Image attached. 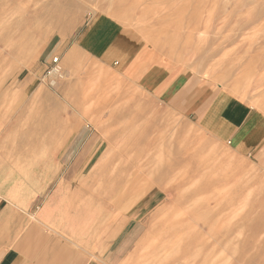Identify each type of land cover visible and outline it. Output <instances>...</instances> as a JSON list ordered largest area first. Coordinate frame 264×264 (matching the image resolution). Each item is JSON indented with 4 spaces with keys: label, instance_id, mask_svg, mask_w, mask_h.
I'll list each match as a JSON object with an SVG mask.
<instances>
[{
    "label": "rangeland",
    "instance_id": "obj_1",
    "mask_svg": "<svg viewBox=\"0 0 264 264\" xmlns=\"http://www.w3.org/2000/svg\"><path fill=\"white\" fill-rule=\"evenodd\" d=\"M102 19L134 37L139 67L169 73L159 91L75 46ZM174 81L263 127L264 0H0V182L112 264H264V151L176 110L162 98ZM139 183L158 189L121 198Z\"/></svg>",
    "mask_w": 264,
    "mask_h": 264
},
{
    "label": "crops",
    "instance_id": "obj_2",
    "mask_svg": "<svg viewBox=\"0 0 264 264\" xmlns=\"http://www.w3.org/2000/svg\"><path fill=\"white\" fill-rule=\"evenodd\" d=\"M125 35L114 31L110 21L96 20L79 36L75 46L100 64L116 63L122 74L137 75L142 90L159 91L160 78L169 73L159 66L139 67L140 52L136 41L132 35ZM178 84L174 81L162 93L163 99L177 106L176 110L193 113L202 121L214 119L220 134L226 136L231 148L242 155L264 151V126H261L259 113L245 103L225 100L220 93L208 95L206 89L197 91L188 86L182 89ZM85 181L83 179V183L88 184ZM22 193L23 200H20V193L14 190L10 180L0 182V264H112L104 255L96 258L65 237L63 230L54 226L57 225L55 209L49 202L27 204V192Z\"/></svg>",
    "mask_w": 264,
    "mask_h": 264
},
{
    "label": "bare ground",
    "instance_id": "obj_3",
    "mask_svg": "<svg viewBox=\"0 0 264 264\" xmlns=\"http://www.w3.org/2000/svg\"><path fill=\"white\" fill-rule=\"evenodd\" d=\"M115 24V23H114ZM99 28V27H98ZM97 32V31H96ZM90 91V90H89ZM96 95V94H95ZM90 96V94H86L85 95V97L83 96V98L82 99H86V97H89ZM97 100H99V99H97ZM102 100V99H101ZM96 101V100H95ZM95 104V103H94ZM93 110V109H92ZM8 111V110H7ZM115 111V110H114ZM261 117V116H260ZM264 118V117H263ZM260 119V118H259ZM104 134V133H103ZM9 137V136H8ZM46 142V141H45ZM7 147V146H6ZM12 148V147H11ZM7 149V148H6ZM13 149V148H12ZM4 151V150H3ZM19 151V150H18ZM157 153V152H156ZM148 154V153H147ZM160 155H161V153H159ZM162 158V157H161ZM161 160V159H160ZM101 161V160H100ZM95 173V172H94ZM126 180V179H125ZM171 182V181H170ZM138 183V182H137ZM125 184H127V183H125ZM124 184V185H125ZM153 188H152V187ZM199 186H201L200 184H199ZM149 188H152V189H154V188H157L158 189V186H153V184L151 185L150 184V186L148 185V187H146L145 188V184H138L137 186H135V187H133V188H129L128 187V189H125V190H123L122 191V193H121V198H123V199H125V198H127L129 195H132L133 197H135L133 200H135V199H137V198H139V197H141L142 195H143V192L144 191H147ZM120 198V199H121ZM120 200H118L117 199V202H119ZM134 202V201H133ZM127 205V204H126ZM147 219V218H146ZM168 240V239H167ZM142 242V243H141ZM140 242V244H139V246H138V249H141V247L143 246V240ZM175 242V241H174ZM179 242V241H178ZM141 245V246H140ZM149 245V244H148ZM176 245V244H175ZM158 251V250H157Z\"/></svg>",
    "mask_w": 264,
    "mask_h": 264
},
{
    "label": "built area",
    "instance_id": "obj_4",
    "mask_svg": "<svg viewBox=\"0 0 264 264\" xmlns=\"http://www.w3.org/2000/svg\"><path fill=\"white\" fill-rule=\"evenodd\" d=\"M58 76H60V67L58 66V58L56 57L52 59L51 66L46 74V77L50 83H53V79Z\"/></svg>",
    "mask_w": 264,
    "mask_h": 264
}]
</instances>
